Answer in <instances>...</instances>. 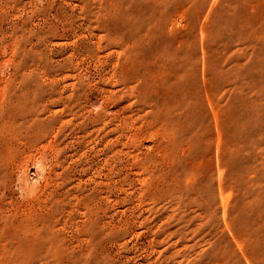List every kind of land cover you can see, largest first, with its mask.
<instances>
[{
  "label": "rangeland",
  "instance_id": "374dc122",
  "mask_svg": "<svg viewBox=\"0 0 264 264\" xmlns=\"http://www.w3.org/2000/svg\"><path fill=\"white\" fill-rule=\"evenodd\" d=\"M0 264H264V0H0Z\"/></svg>",
  "mask_w": 264,
  "mask_h": 264
}]
</instances>
